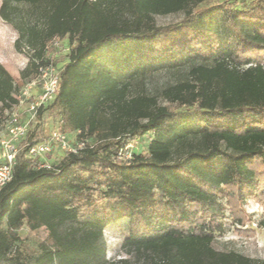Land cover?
<instances>
[{
	"label": "trees",
	"instance_id": "1",
	"mask_svg": "<svg viewBox=\"0 0 264 264\" xmlns=\"http://www.w3.org/2000/svg\"><path fill=\"white\" fill-rule=\"evenodd\" d=\"M0 1L28 59L22 84L55 65L54 41L70 46L35 129L56 117L61 132L87 139L49 170L26 147L18 152L0 192V264H264L212 246L224 232L221 199L264 190V0ZM21 3L34 12L23 17ZM179 13L175 25L155 21ZM18 89L0 64V124ZM36 130L27 144L44 138ZM122 220L130 232L109 260L103 233ZM22 228L48 231L35 254L16 246Z\"/></svg>",
	"mask_w": 264,
	"mask_h": 264
},
{
	"label": "rangeland",
	"instance_id": "2",
	"mask_svg": "<svg viewBox=\"0 0 264 264\" xmlns=\"http://www.w3.org/2000/svg\"><path fill=\"white\" fill-rule=\"evenodd\" d=\"M1 2V1H0ZM248 4V0H211L206 4H203L201 8H211L217 5L231 6L233 8H241L242 4ZM18 8L23 17H28L34 12V8L27 4H18ZM200 8V7H199ZM184 17V14L179 13L176 15H169L165 17H156L155 21L159 26H171L180 22ZM17 38V33L11 25L4 23L0 19V64L11 74L17 87H22L23 82L20 79V72L23 70L28 59L24 54L17 53L14 49V41ZM70 46L65 41H57L56 44H51L49 48V56L53 58L55 66L61 69L63 65L68 61L67 55ZM168 76L159 75L152 79L153 84L160 85L164 80L168 79ZM18 95V93H17ZM16 95V96H17ZM5 115L2 117V122ZM24 119V118H23ZM25 121L26 119L25 116ZM58 119L56 117H49L44 120L43 124L39 125V129H35L37 120H34L28 124L29 130L25 140L19 142V147L25 146L26 140L34 130L45 136L56 125ZM41 130V131H40ZM5 136L4 125L0 124V140ZM72 138V136H70ZM148 137L142 140V146L138 145V150L142 152L146 151V142ZM58 149H55L54 154L47 157L49 162L59 160ZM256 197H246L245 200L240 197H232L231 192L226 194L221 202L224 205V215L222 219L224 224V232L220 235H216L212 243L214 249L219 251L233 250L239 252L256 262H264V190L258 191ZM229 202V203H228ZM105 200H97L96 205L99 209L105 206ZM89 208H83L80 210V218L86 217ZM236 218V219H235ZM130 226L126 220L111 222L105 229L103 235L106 247V258L112 260L116 258L119 247L123 239L129 234ZM20 236V242L16 246L23 252V254H35L38 251V245L43 242L48 231L42 228L35 232H30L26 228H22L18 232Z\"/></svg>",
	"mask_w": 264,
	"mask_h": 264
},
{
	"label": "built area",
	"instance_id": "3",
	"mask_svg": "<svg viewBox=\"0 0 264 264\" xmlns=\"http://www.w3.org/2000/svg\"><path fill=\"white\" fill-rule=\"evenodd\" d=\"M60 82V69L56 68L53 62L41 67L35 78L22 85L16 96L17 103L6 113L3 120L5 136L0 140V192L13 177L16 156L22 149L19 142L26 139L28 124L36 119L38 109L54 101ZM25 116L28 118L27 121L24 120ZM60 123L59 120L43 139L23 146L27 148L29 157L39 160V168L47 170L52 168L53 162H49L47 157L53 155L55 149H58L59 153L69 154L77 153L87 146V139L76 138L79 132L76 134L61 132ZM136 146V141L131 142L124 152H119L118 160L130 158V151Z\"/></svg>",
	"mask_w": 264,
	"mask_h": 264
}]
</instances>
